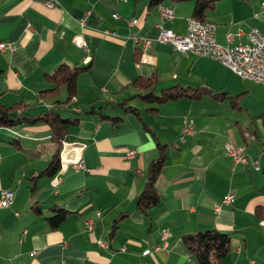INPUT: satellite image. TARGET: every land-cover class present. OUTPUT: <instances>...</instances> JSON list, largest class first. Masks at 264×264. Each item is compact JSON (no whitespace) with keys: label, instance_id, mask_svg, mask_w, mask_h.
<instances>
[{"label":"crops","instance_id":"0c3cea01","mask_svg":"<svg viewBox=\"0 0 264 264\" xmlns=\"http://www.w3.org/2000/svg\"><path fill=\"white\" fill-rule=\"evenodd\" d=\"M55 1L0 0V42L16 46L0 49V101L29 114L57 109L75 118L65 139L86 144L88 170L70 165L51 173L62 141L49 123L0 125V197L4 189L14 193L0 207V264H199L184 235L207 229L231 236L218 264H264V82L157 40L151 60L137 63L142 49L131 32L158 36L159 7L169 5L175 17L166 25L185 33L194 0ZM204 17L216 24L221 44L247 42L254 27L264 34V0H218ZM63 63L86 66L69 103L67 88L52 92L49 78ZM138 78H151L156 93L178 87L186 94L147 101ZM189 119L194 130L184 132ZM228 143L246 146L261 168H233ZM161 152L160 200L141 208L149 164ZM229 193L234 201L216 212ZM59 209L65 215L54 224ZM164 230L166 247L144 255L164 244Z\"/></svg>","mask_w":264,"mask_h":264},{"label":"built area","instance_id":"2783aa9c","mask_svg":"<svg viewBox=\"0 0 264 264\" xmlns=\"http://www.w3.org/2000/svg\"><path fill=\"white\" fill-rule=\"evenodd\" d=\"M48 6L56 4L55 0H46ZM161 21L158 24L159 34L155 38L139 36L135 32H131L134 42L141 45L142 54L140 62L151 60V55L148 49L152 46L153 41L157 40L161 43H169L174 49L182 53H196L202 56H207L213 59L220 60L229 68H231L238 76L243 78H250L256 81L264 82V34L257 27H254L248 33V41L240 42L235 45L221 44L216 40V24L212 21L207 23H192V17L188 18V27L185 33H180L166 25V20L175 17L173 7L163 5L159 7ZM114 16H118L115 13ZM85 21V17L82 22ZM133 19L129 20L130 25H134ZM228 42L233 39V34H227ZM75 42L78 46L86 51L88 50V42L82 35L75 36ZM10 48L14 50L16 46L6 42H0V49ZM86 61L91 60V56L85 57ZM184 132H192L194 130V121L189 119L185 121ZM84 148L86 146L85 143ZM226 153L231 156L233 160V168L239 163H250L256 166L257 169L261 168L260 160L258 158L248 159L244 145H234L228 143L225 147ZM136 153L134 149H128L127 155L132 157ZM70 165H74L77 170H88L83 158V151L77 153H70L67 150L66 156H61V170L67 169ZM53 184L58 182L57 176L52 180ZM14 193L12 190L4 189L1 192L0 207L9 206L13 201ZM234 201L233 194H226L221 202L215 204V211L220 212L223 205L229 204ZM101 212H98L100 214ZM86 227L90 230L93 229V222L91 219L86 220ZM169 231L164 230L162 233L163 245L157 244L153 247H147L143 250V254L147 255L153 250H160L166 247ZM103 243V242H102ZM124 248V247H123Z\"/></svg>","mask_w":264,"mask_h":264},{"label":"trees","instance_id":"16d2710c","mask_svg":"<svg viewBox=\"0 0 264 264\" xmlns=\"http://www.w3.org/2000/svg\"><path fill=\"white\" fill-rule=\"evenodd\" d=\"M195 7L193 11V20L206 21V11L213 7L218 0H194ZM156 3L159 0L155 1ZM195 17V18H194ZM86 68L84 67H70L68 64H60L57 68L49 74V78L55 83L52 92H58L62 87L69 91V98L64 100L69 103L77 92V80L80 73ZM153 81V80H152ZM151 78H138L137 82L141 85L144 83L143 91L139 92L144 100L161 102L169 98H176L186 94L184 88H166L159 93L154 92ZM152 86V88H150ZM49 91V90H45ZM124 104V102L122 103ZM18 106H7L0 101V125L14 127L23 123H38L47 122L51 125L53 136L57 141H62L66 138L68 128L76 119L68 116H63L57 109H48L41 114H29L20 111ZM131 107V106H130ZM164 163V154H161L153 159L147 171V183L144 190L138 197V204L141 208L149 207L156 204L160 200V195L156 188V181L160 175ZM60 167V152L54 157V160L49 165L51 173L57 172ZM65 215L63 209H59L58 213L52 215L50 220L56 224ZM184 242L188 249L196 256L199 264H218V260L226 255L230 249L231 236L230 233L220 231L217 229L199 230L190 232L184 235Z\"/></svg>","mask_w":264,"mask_h":264},{"label":"bare ground","instance_id":"6f19581e","mask_svg":"<svg viewBox=\"0 0 264 264\" xmlns=\"http://www.w3.org/2000/svg\"><path fill=\"white\" fill-rule=\"evenodd\" d=\"M192 23H207V21H197V20L192 19ZM244 147H245V152H246V146H244ZM83 149H84V144L64 141L63 146H62V150H61V156H66L67 150H69L70 153H77V152L83 151ZM246 155H247V158L250 159L247 153H246Z\"/></svg>","mask_w":264,"mask_h":264},{"label":"rangeland","instance_id":"374dc122","mask_svg":"<svg viewBox=\"0 0 264 264\" xmlns=\"http://www.w3.org/2000/svg\"><path fill=\"white\" fill-rule=\"evenodd\" d=\"M136 33V32H135ZM137 34V33H136ZM146 37V36H145ZM139 45V44H138ZM141 46V45H140ZM143 51V50H142ZM142 51H141V54H142ZM140 60H141V55H140V58H139V60L137 61V63L138 64H140L141 62H140ZM89 62V61H88ZM146 62H148V61H146ZM73 99H76V98H73ZM75 110H78L79 111V109H75ZM64 141H68V140H66V139H64V140H62V146H63V142ZM68 142H74V141H68ZM77 142H80V141H77ZM82 143H84V142H82ZM76 146V145H75ZM74 147V146H73ZM86 147V146H85ZM61 150H62V147H61ZM61 150H60V167H59V170L58 171H61ZM85 161V160H84ZM86 164V163H85Z\"/></svg>","mask_w":264,"mask_h":264}]
</instances>
